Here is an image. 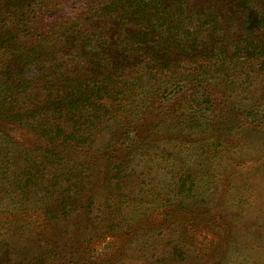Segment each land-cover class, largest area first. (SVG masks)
<instances>
[{
  "label": "rangeland",
  "instance_id": "obj_1",
  "mask_svg": "<svg viewBox=\"0 0 264 264\" xmlns=\"http://www.w3.org/2000/svg\"><path fill=\"white\" fill-rule=\"evenodd\" d=\"M83 4L61 0L35 28L56 40L84 22ZM54 44V57L72 61ZM248 77L224 89L200 83L206 113L202 93L174 86L160 96L150 87L121 113L109 102L110 115L90 123V145H49L12 104L0 110V264H264V121L242 114L264 101V76ZM20 88L11 98L29 104L35 90L22 89L23 100ZM50 155L58 167L46 170Z\"/></svg>",
  "mask_w": 264,
  "mask_h": 264
},
{
  "label": "trees",
  "instance_id": "obj_2",
  "mask_svg": "<svg viewBox=\"0 0 264 264\" xmlns=\"http://www.w3.org/2000/svg\"><path fill=\"white\" fill-rule=\"evenodd\" d=\"M59 1L0 0V59L9 54L16 58L0 60V110L6 114L12 104L18 120L31 121L29 130L49 145H90V123L100 126L110 115L109 102L121 113L130 100L145 97L150 87H160L153 94L159 96L172 86V93L188 92L191 98L202 93L199 99L205 100L206 113L207 91L197 89L200 83L224 89L233 76H264V0H84L82 24L53 29L56 40L43 37L50 31L35 26L43 23L42 15L56 10ZM6 14L13 15L10 24L2 21ZM56 42L73 53L72 61L53 56ZM50 45L52 50L44 54ZM69 62L76 63L78 71ZM40 78L43 84H38ZM18 87L19 96L31 87L35 90L29 104L11 98L10 91ZM43 89L46 96L40 93ZM261 104L264 101L252 102L242 114L264 121ZM54 156H45L46 170L58 167ZM30 168L40 169L36 164Z\"/></svg>",
  "mask_w": 264,
  "mask_h": 264
}]
</instances>
